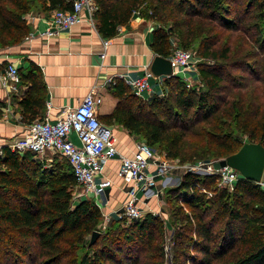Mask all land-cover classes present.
<instances>
[{
	"label": "trees",
	"instance_id": "16d2710c",
	"mask_svg": "<svg viewBox=\"0 0 264 264\" xmlns=\"http://www.w3.org/2000/svg\"><path fill=\"white\" fill-rule=\"evenodd\" d=\"M74 1L0 0V48L16 46L31 33L30 12L72 11ZM94 2V22L104 39L129 27L138 13L160 25L152 43L157 55L169 58L176 36L202 59L200 88L173 75L164 81L165 94L150 101L117 78L110 88L118 100L115 121L181 163H222L246 142L264 146V0ZM19 76L30 85L24 108L44 109L41 69L31 62ZM54 158L39 162L32 151L0 148V264H167L170 226V264H264L259 183L241 178L229 192L218 189L216 175L186 174L163 190L168 222L163 213H146L127 226L114 221L91 245L103 213L92 198L74 201L71 165Z\"/></svg>",
	"mask_w": 264,
	"mask_h": 264
},
{
	"label": "crops",
	"instance_id": "0c3cea01",
	"mask_svg": "<svg viewBox=\"0 0 264 264\" xmlns=\"http://www.w3.org/2000/svg\"><path fill=\"white\" fill-rule=\"evenodd\" d=\"M51 14L52 12L27 14L33 37L24 39L16 46L0 49V77L6 73L10 63L17 66L18 70H26L33 62L41 69L47 87L44 109H36V106L25 109L21 102L30 85L20 81L16 89H11L4 87L0 78V148L23 139L28 122L44 119L48 111L51 121H56L65 109L77 107L92 89H96V93L103 99L99 107V119L113 129L118 138L120 155L108 160L103 169L104 175L112 179L114 185L103 191L94 201L103 213L116 219L129 198V188L134 186L127 185L117 176L121 166L120 157L133 156L136 143L140 139L112 118L118 100L112 96L110 88L117 78L124 80L131 87V81L140 79L146 71L152 73L151 65L157 55L152 43L154 31L159 28V24L142 18L138 13L134 14L129 27H120L118 35L109 38L111 43L103 58L101 55L104 38L96 25L93 26L88 20L64 30L57 37L43 38L41 33L47 29ZM180 76L185 81L186 78L200 80L198 71L181 73ZM166 78L167 76L153 74L148 79L150 89L140 97L150 101L156 96H163L166 91ZM131 89L134 91L132 87ZM37 110L39 113H36ZM73 138L79 143L76 135H73ZM154 165L148 170L157 180L154 192H161L165 187H175L179 184L182 175L180 171L164 179L157 175ZM136 195L139 199L138 205L145 214H159L163 210L161 198L153 195L151 191L145 193L137 188Z\"/></svg>",
	"mask_w": 264,
	"mask_h": 264
},
{
	"label": "built area",
	"instance_id": "2783aa9c",
	"mask_svg": "<svg viewBox=\"0 0 264 264\" xmlns=\"http://www.w3.org/2000/svg\"><path fill=\"white\" fill-rule=\"evenodd\" d=\"M96 10L94 0H75L72 11L52 12L49 25L41 36L45 39L57 37L64 30L85 20L94 26L93 16ZM32 37L31 32L25 39L29 40ZM170 41L172 52L169 59L173 64L174 75L197 72L198 70H194L198 58L197 51L184 49L180 46L176 36H172ZM110 43V39L103 40L101 55L103 58L106 56ZM152 76L150 71H146L143 77L130 82L131 87L139 96L150 89L148 79ZM0 78L4 87L16 89L20 82L18 67L10 63L6 73ZM102 102L103 99L96 93V89H92L77 107L65 109L56 121H51L48 111L44 119L27 125L23 139L13 141L9 145L20 155L32 151L35 153L36 160L40 162L53 160L56 156L67 159L77 181V187L73 193L75 202L86 197L94 200L114 185V181L104 175L103 169L108 160L119 154L118 138L113 129L99 119V107ZM73 135H76L79 143L75 142ZM136 144L133 156L121 155V166L117 172V176L127 185L134 184L129 188V198L118 212L116 219L102 212L103 221L99 226V231L105 232L115 220L129 224L143 219L145 212L138 205L137 188L145 193L151 191L153 195L162 198L163 190L157 193L153 191L157 186V180L148 172L154 164H156L154 166H156L157 175L164 179L176 171L182 173L180 180L189 173L216 175L218 189L229 192L234 191L238 181L242 178L240 172L230 167L226 161L221 163L220 160H201L181 163L178 159L169 158L165 153L151 148L141 139ZM259 185L264 189V180H261ZM161 202L163 203V200Z\"/></svg>",
	"mask_w": 264,
	"mask_h": 264
},
{
	"label": "water",
	"instance_id": "95a60500",
	"mask_svg": "<svg viewBox=\"0 0 264 264\" xmlns=\"http://www.w3.org/2000/svg\"><path fill=\"white\" fill-rule=\"evenodd\" d=\"M151 71L156 76L174 75L172 61L160 55L155 56ZM226 162L240 172L243 179L260 183L264 174V146L261 143L246 142L237 153L227 157ZM100 235V231H94L90 244H94Z\"/></svg>",
	"mask_w": 264,
	"mask_h": 264
},
{
	"label": "rangeland",
	"instance_id": "374dc122",
	"mask_svg": "<svg viewBox=\"0 0 264 264\" xmlns=\"http://www.w3.org/2000/svg\"><path fill=\"white\" fill-rule=\"evenodd\" d=\"M0 49H2V48H0ZM202 62V59L199 57V55H198V58H197V60H196V67H194V70L196 71V70H198V65H199V63H201ZM187 82V84L188 85H190V87H197V88H200L201 87V83H200V80H187L186 81ZM158 151V150H157ZM160 152V151H159ZM55 159V158H54ZM208 160V159H207ZM51 161H53V160H50L49 162H51ZM40 162V161H39ZM49 166V165H48ZM210 195V194H209ZM161 200H162V198H161ZM161 213H163V217L166 219V222H168V217H169V214H168V210H167V208H165L164 209V207H163V210L161 211ZM115 221H117V220H115ZM130 224V223H129ZM129 224H125L126 226L127 225H129ZM123 225H124V223H123ZM170 230H168L169 232H168V236H167V247H166V251L168 252V255H167V258H168V263L170 264V262H169V260H171L170 258H171V254H172V246H173V243H172V240H171V236H172V234H171V232H172V227L170 226V228H169ZM167 263V264H168Z\"/></svg>",
	"mask_w": 264,
	"mask_h": 264
}]
</instances>
